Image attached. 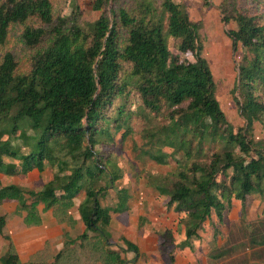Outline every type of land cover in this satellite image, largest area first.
<instances>
[{
    "label": "trees",
    "instance_id": "1",
    "mask_svg": "<svg viewBox=\"0 0 264 264\" xmlns=\"http://www.w3.org/2000/svg\"><path fill=\"white\" fill-rule=\"evenodd\" d=\"M115 1L91 0L96 16L85 21L75 5L68 14L53 16L52 0H0V47L11 25L21 27L28 48L47 41L30 55L24 71L11 52L0 56V173L25 175L45 164L53 169L35 190L0 186V202L18 200L13 211L0 214V236L6 241L0 264L127 263L108 248L105 227L128 209L130 194L112 156L130 135L134 117L142 121L141 143L135 145L140 155L170 166L162 175L146 177L163 197L164 209L179 215L185 237L179 247L207 221L217 233L229 220L233 201L239 202L240 218L253 194L264 209V136L253 133L255 122L264 130V0L218 4L221 21L233 23L225 31L233 52H241L231 86L242 120L235 127L215 97L200 24L189 19L185 4L130 0L115 7ZM80 193L75 209L82 231L74 238L65 234L56 252L43 249L20 262L6 219L20 214L25 225H37L48 210L57 222L71 226L70 209ZM174 231L151 228L155 250L168 264H173L168 246ZM246 232L264 241V218ZM124 242L127 247L120 251L137 253Z\"/></svg>",
    "mask_w": 264,
    "mask_h": 264
},
{
    "label": "rangeland",
    "instance_id": "2",
    "mask_svg": "<svg viewBox=\"0 0 264 264\" xmlns=\"http://www.w3.org/2000/svg\"><path fill=\"white\" fill-rule=\"evenodd\" d=\"M183 2L186 6L189 19L199 21L198 36L202 48V55L206 58L215 82V97L226 117L235 127L241 125L242 120L237 113L231 86L236 74L235 63L240 58V48L235 52L232 43L225 34L226 29L232 28L233 23L225 24L221 21L218 4L221 0H209L210 3L204 5L202 0H174ZM238 3L241 0H236ZM91 0H52L53 16L66 15L71 6L75 5L80 11V17L85 21H90L96 16V12L90 9ZM246 2V0H245ZM130 0H116L115 7L126 6ZM111 5V2H110ZM75 9V8H74ZM21 27L11 25L9 27L7 41L0 47V56L6 52H11L17 61L19 71H24L28 67L30 55L41 50L47 43L44 39L36 47H26L20 38ZM168 48L174 51V40L167 38ZM134 106V105H133ZM208 119H206L207 121ZM131 133L122 144L113 149L112 160L121 167L123 177L120 179L122 186L126 187L130 197L127 200L128 209L113 217L105 231L108 233V248L115 250L126 260V264H163L169 263L165 255L162 256L155 250L156 237L151 232V228L174 229L179 215L172 210H166L162 206L163 197L156 194V191L148 183L146 173L162 175L166 173L170 166L157 165L138 151L141 143L140 129L142 121L136 117L131 118ZM253 133L255 138L264 136V130L259 123H254ZM15 142V141H14ZM53 169L45 164L42 171L32 170L25 175L7 176L0 173V186L13 184L22 191L35 190L42 183L52 176ZM82 193L74 197V204L81 198ZM18 200L14 197L4 199L0 202L6 210H10ZM252 205L243 218L239 217V212L235 208L230 211V220L217 227L218 232L213 233V227L206 223L197 231L196 236H192L187 242L179 247L185 239H178L179 232H174L173 244L168 246L169 253L173 256V264H264V241L261 235L250 234L251 224L261 217L262 199L256 195ZM251 206V207H250ZM40 208V205H37ZM4 211L0 206V213ZM75 215V210L71 209ZM264 213V212H263ZM263 215V214H262ZM115 216V215H114ZM142 217L143 219H139ZM48 216L43 215V224L47 227ZM179 227V225H178ZM175 230V229H174ZM82 231V225H71L68 236L74 238ZM91 234L90 232H88ZM60 243L65 239L63 234L59 235ZM124 239L133 244L137 253L125 250L127 245ZM220 252L219 258H212L210 254ZM1 254V253H0ZM96 264H102L100 261Z\"/></svg>",
    "mask_w": 264,
    "mask_h": 264
},
{
    "label": "crops",
    "instance_id": "3",
    "mask_svg": "<svg viewBox=\"0 0 264 264\" xmlns=\"http://www.w3.org/2000/svg\"><path fill=\"white\" fill-rule=\"evenodd\" d=\"M255 197H256L255 194L248 197L249 199L246 201L247 209L245 211V215L247 210L249 209V205L255 203L254 202ZM16 205L17 204H14L10 210H6L3 204H0V206L3 207L4 209V211H2L0 214L9 213L13 211ZM75 208H76V204H73L71 209L75 210V215L71 213V209H70V215L73 219V224L79 225L80 227L81 223ZM234 208L239 212V202L233 201V207L231 210H233ZM261 212L263 214V215L261 214V217H263L264 216L263 204H262ZM229 213H228V219L230 220ZM45 214L48 216L47 227H45V225L43 224V219H42L43 215ZM40 218H41L40 223L37 225H25L23 223L20 214H13L10 218L6 219L5 229L7 231V234L9 235L11 243L15 249V252L20 262L28 261L34 254H36L38 251L43 249L47 252V254H52L56 252L60 248L62 243L58 241L60 240L59 235L63 234V237H65V234L67 235L68 233H70V225H68L65 222H57L56 219L51 216L48 210L45 212H41ZM204 224L205 223H203V225ZM176 228H178L177 229V231L179 232L178 239H180L182 238L183 232L182 229H180V226L178 227V220L175 223L174 229ZM174 229L171 230L174 231ZM5 244L6 241L0 236V253L3 252L5 248ZM49 260L50 259H48V261Z\"/></svg>",
    "mask_w": 264,
    "mask_h": 264
}]
</instances>
